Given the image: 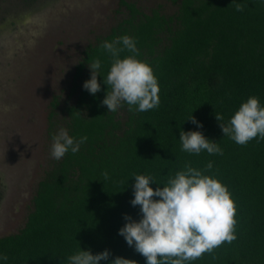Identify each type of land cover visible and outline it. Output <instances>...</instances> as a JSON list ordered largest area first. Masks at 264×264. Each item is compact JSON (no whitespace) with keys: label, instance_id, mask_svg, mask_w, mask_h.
<instances>
[{"label":"trees","instance_id":"16d2710c","mask_svg":"<svg viewBox=\"0 0 264 264\" xmlns=\"http://www.w3.org/2000/svg\"><path fill=\"white\" fill-rule=\"evenodd\" d=\"M169 1L176 11L167 15L159 8L145 13L134 1L120 0L127 16L83 50L73 75L76 99L65 103L61 125L50 111L48 133L52 137L58 126L76 141L87 139L38 181L24 225L0 237V257L8 258L0 264H70L68 257L80 248L94 255L109 250V260L100 264L116 256L146 264L118 234L125 214L135 221L142 215L130 203L134 175L150 176L155 189L189 163L228 188L237 208V239L188 264H264V140L257 136L238 145L223 136L215 118L220 114L227 123L250 96L264 107V0H236L245 6L239 12L232 0ZM123 35L134 39L136 58L153 69L157 108L129 111L123 104L108 112L102 105L112 57L100 44ZM128 55L133 54L120 53ZM97 58L101 91L93 95L83 84L91 78L88 64ZM181 130L202 132L223 154L182 151ZM209 162L213 167L205 170Z\"/></svg>","mask_w":264,"mask_h":264},{"label":"rangeland","instance_id":"374dc122","mask_svg":"<svg viewBox=\"0 0 264 264\" xmlns=\"http://www.w3.org/2000/svg\"><path fill=\"white\" fill-rule=\"evenodd\" d=\"M126 1L145 13L176 11L169 0ZM126 14L120 0H0V237L24 225L38 181L57 161L48 115L61 125L76 99L83 50Z\"/></svg>","mask_w":264,"mask_h":264},{"label":"clouds","instance_id":"9594fccd","mask_svg":"<svg viewBox=\"0 0 264 264\" xmlns=\"http://www.w3.org/2000/svg\"><path fill=\"white\" fill-rule=\"evenodd\" d=\"M231 6L236 11H243L244 5L232 0ZM122 45V47H118ZM100 48L112 57L110 69L103 80L107 85V93L102 101L108 112H116L123 104L129 111L145 112L159 106V85L152 67L137 59L139 55L133 38L123 35L109 42L104 41ZM127 50L133 55L121 58L120 53ZM89 65L91 78L86 80L83 88L95 95L101 91L97 80L101 62L97 58ZM223 136H227L241 146L247 145L259 136L264 140V107L255 96H250L242 103L235 114L223 123L224 117L215 114ZM193 124H200L193 116L189 119ZM50 156L60 160L71 150L79 151L80 145L87 137L76 141L68 131L61 127L51 137ZM182 151L190 154H223L218 143L207 139L200 131H180ZM209 162L205 170L212 169ZM108 179V173H103ZM134 199L132 206H139L141 218L135 221L125 214L127 221L119 229L130 247L145 257L146 264H188L205 253L212 254L225 242L232 243L237 239L235 226L237 208L228 188L218 179L204 175L199 169L186 164L184 170L169 176L166 184L153 189L150 176L134 175ZM158 197L159 199H155ZM109 250L92 254L90 250H81L68 257L70 264H100L109 260ZM215 258V257H213ZM0 259L7 260L4 255ZM110 264H137V261L116 256Z\"/></svg>","mask_w":264,"mask_h":264}]
</instances>
